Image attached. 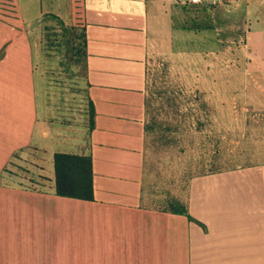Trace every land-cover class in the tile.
<instances>
[{
  "label": "crops",
  "instance_id": "obj_1",
  "mask_svg": "<svg viewBox=\"0 0 264 264\" xmlns=\"http://www.w3.org/2000/svg\"><path fill=\"white\" fill-rule=\"evenodd\" d=\"M165 1L71 0L70 23L45 15L63 33L85 30L82 142L68 92L38 112L33 41L45 33V53L58 48L53 26L30 27L18 0L0 14V264H264V162L195 174L175 189L148 175L149 3L167 14ZM63 49L59 62L77 65ZM57 152L91 154L93 201L55 193Z\"/></svg>",
  "mask_w": 264,
  "mask_h": 264
},
{
  "label": "rangeland",
  "instance_id": "obj_2",
  "mask_svg": "<svg viewBox=\"0 0 264 264\" xmlns=\"http://www.w3.org/2000/svg\"><path fill=\"white\" fill-rule=\"evenodd\" d=\"M12 1L0 0V14L12 12ZM18 1L30 27L49 13L70 23L71 0ZM163 5L167 14H158L149 3L150 47L154 46L146 65V98L151 101L146 114L148 120L155 116L161 121L163 132L146 136L148 175L155 176L159 190L175 189L195 174L263 163L264 0H233L218 7L207 6V10L178 0ZM41 11L44 14L40 16ZM44 21L53 26L51 39L58 46L67 32L63 33L60 21L48 16ZM195 27L209 29L198 32ZM38 38L33 41L39 46L34 56L36 62H44L37 64L34 81L38 112L43 102L58 107L63 92H68L66 98L73 115L77 113L82 142L87 121L84 71L79 64L66 63V59L59 62L66 56V43L62 49L53 47L45 53V33ZM58 65L72 74V83L65 79V72L58 71ZM58 91L63 94L61 98ZM46 93L51 94L48 103ZM5 157L6 153L0 155L2 165L6 164ZM22 159L17 163L25 168L30 162ZM48 163L44 162L50 168Z\"/></svg>",
  "mask_w": 264,
  "mask_h": 264
},
{
  "label": "trees",
  "instance_id": "obj_3",
  "mask_svg": "<svg viewBox=\"0 0 264 264\" xmlns=\"http://www.w3.org/2000/svg\"><path fill=\"white\" fill-rule=\"evenodd\" d=\"M201 7L202 9L207 10V6ZM60 24H63V22L60 21ZM197 29L209 28L199 27ZM210 30H213L212 27H210ZM54 34L55 32H53V35ZM62 37H66V42L68 44V59L73 63L79 64L84 71V62L87 56L84 28L74 27V29L72 28L71 32H68ZM58 46V48H60L61 41L59 42ZM150 102L151 101L147 100L146 98L145 104L147 113L149 112L148 108ZM92 118L93 111L91 109V123L93 120ZM160 122L161 121L158 122L155 116H150V119L146 122L144 128L146 136L147 134H155L156 132L162 133L163 130L161 127H159V125H162ZM53 172L55 193L58 196L82 201L94 200V172L91 154H70L57 152L53 156Z\"/></svg>",
  "mask_w": 264,
  "mask_h": 264
},
{
  "label": "built area",
  "instance_id": "obj_4",
  "mask_svg": "<svg viewBox=\"0 0 264 264\" xmlns=\"http://www.w3.org/2000/svg\"><path fill=\"white\" fill-rule=\"evenodd\" d=\"M178 1L183 4H189V5L210 6L219 3L228 4L233 0H178Z\"/></svg>",
  "mask_w": 264,
  "mask_h": 264
}]
</instances>
